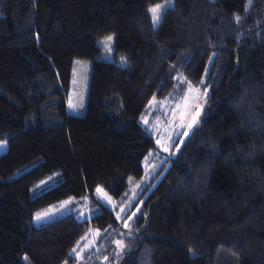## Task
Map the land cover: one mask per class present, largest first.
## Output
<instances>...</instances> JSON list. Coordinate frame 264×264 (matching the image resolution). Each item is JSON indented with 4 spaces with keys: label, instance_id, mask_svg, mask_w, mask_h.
Wrapping results in <instances>:
<instances>
[{
    "label": "trees",
    "instance_id": "1",
    "mask_svg": "<svg viewBox=\"0 0 264 264\" xmlns=\"http://www.w3.org/2000/svg\"><path fill=\"white\" fill-rule=\"evenodd\" d=\"M77 1L0 0V264H264V0H98L74 115L57 62ZM188 86L198 119L145 180Z\"/></svg>",
    "mask_w": 264,
    "mask_h": 264
},
{
    "label": "rangeland",
    "instance_id": "2",
    "mask_svg": "<svg viewBox=\"0 0 264 264\" xmlns=\"http://www.w3.org/2000/svg\"><path fill=\"white\" fill-rule=\"evenodd\" d=\"M97 2L98 0L77 1L72 16L68 56L66 59L57 62L58 76L66 103V112L69 114H83L84 97L89 73V64L87 62L91 59L92 54ZM244 2L245 0H236L232 7V12L236 15H240L243 10ZM111 42L112 39L108 41L107 38L103 42L104 52L102 53L101 58L104 60L111 59ZM80 61L87 62L84 63ZM202 95V87L188 86L180 100L173 107L162 108L164 115L162 120L163 125L160 128L158 138L155 137L156 150L158 148L159 151L149 154L145 159L144 165L147 170L145 180L150 178L154 168H157L162 163L166 154L170 155L177 148L178 144L185 137L184 133H189L191 131L192 128L189 129L187 125L192 122V117L196 116L197 112L200 113ZM198 116L196 117V121ZM175 139L178 141L176 146L173 144ZM157 141H160V143L158 144ZM164 148H167L168 151H164ZM4 151L5 143L0 141V154ZM95 196L106 206L112 204L111 200L101 191H96ZM68 201L74 203L75 207L79 206L78 200L76 199L70 198L66 200V202ZM66 204L68 203H63L62 205L53 208L50 207L45 211L38 213H47V216L42 215L39 221L36 220L38 214L34 215L32 219L33 224L37 225L46 222L54 217L61 216L74 208H70ZM81 207L84 212V209L86 210V200L83 201ZM79 260L81 259L79 258L76 264L79 263Z\"/></svg>",
    "mask_w": 264,
    "mask_h": 264
},
{
    "label": "snow or ice",
    "instance_id": "3",
    "mask_svg": "<svg viewBox=\"0 0 264 264\" xmlns=\"http://www.w3.org/2000/svg\"><path fill=\"white\" fill-rule=\"evenodd\" d=\"M164 7H168V6L165 5ZM151 12L153 13L154 26H156V25L159 24V21H160V19H161V15L159 14V13H161V6H157V7H155V8H152V9H151ZM237 19H239V18H237ZM107 40L110 41V40H111V37H108ZM198 115H199V112H197L196 116H193V117H192V122L189 123V124L187 125V127H188L189 129H191V128L193 127V125L196 123V117H197ZM182 118H183V117H182ZM184 135L187 136L188 133L185 132ZM157 143L159 144L160 141H157ZM163 150H164V151H168L167 148H164ZM97 191H100V189H97ZM67 203H71V201H68ZM42 215L47 216V213H45V214H38V215L36 216V220L39 221V220L41 219V216H42ZM126 226H127V225H126ZM117 243L119 244L120 242L118 241ZM73 252L75 253V252H76V249H73Z\"/></svg>",
    "mask_w": 264,
    "mask_h": 264
}]
</instances>
